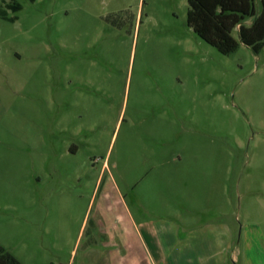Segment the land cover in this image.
Listing matches in <instances>:
<instances>
[{
	"label": "rangeland",
	"instance_id": "1",
	"mask_svg": "<svg viewBox=\"0 0 264 264\" xmlns=\"http://www.w3.org/2000/svg\"><path fill=\"white\" fill-rule=\"evenodd\" d=\"M187 11V0H0L8 256L93 264L92 218L119 226L128 211L154 264L194 243L209 248L188 262L264 264V46L255 54L236 28L222 55Z\"/></svg>",
	"mask_w": 264,
	"mask_h": 264
},
{
	"label": "trees",
	"instance_id": "2",
	"mask_svg": "<svg viewBox=\"0 0 264 264\" xmlns=\"http://www.w3.org/2000/svg\"><path fill=\"white\" fill-rule=\"evenodd\" d=\"M257 14L254 0H187L186 24L204 42L220 54L234 52L238 42L232 36L237 28L239 41L257 54L264 46V0H259ZM20 7L13 5L12 10ZM246 19H252L249 26ZM0 264H21L0 248Z\"/></svg>",
	"mask_w": 264,
	"mask_h": 264
},
{
	"label": "crops",
	"instance_id": "3",
	"mask_svg": "<svg viewBox=\"0 0 264 264\" xmlns=\"http://www.w3.org/2000/svg\"><path fill=\"white\" fill-rule=\"evenodd\" d=\"M100 181L102 183V178L97 180V184ZM112 185L119 198L121 195L119 193L118 187L116 186L113 179L109 178ZM99 183V184H100ZM100 212V211H99ZM124 217L118 216V222L122 221L121 225H116L113 220L112 222L107 221V217L102 213H97L92 218V227L90 232L88 231V239L84 245V259L90 257L93 247L100 246L101 253L100 258H98L93 264H154L153 258L148 254L147 260L145 259V243L143 235L139 231L128 211H124ZM111 220V219H110ZM119 224V223H118ZM81 226L80 232L82 229ZM231 242V237H220L219 240L211 245V248H217L220 253L224 251L225 247L229 246ZM207 244L194 243L183 248L179 253L175 252V264H226L225 258L216 257L215 259H205L206 261L192 263L188 262L186 254L191 251L198 250V254L206 250ZM202 249V250H201ZM216 253L218 254V250ZM201 251V252H200ZM204 253V252H202ZM231 261L237 264L238 259L232 256ZM82 264H85L83 262Z\"/></svg>",
	"mask_w": 264,
	"mask_h": 264
}]
</instances>
